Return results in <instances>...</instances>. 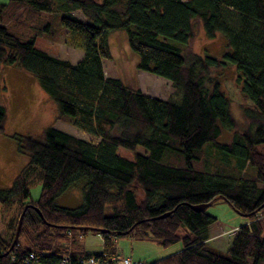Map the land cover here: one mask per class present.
I'll return each instance as SVG.
<instances>
[{"label":"trees","instance_id":"1","mask_svg":"<svg viewBox=\"0 0 264 264\" xmlns=\"http://www.w3.org/2000/svg\"><path fill=\"white\" fill-rule=\"evenodd\" d=\"M18 1L15 9L24 1L49 11L40 34L83 56L72 62L37 47L34 38L22 40L2 23L10 3L0 2V63L34 75L56 103V120L95 139L54 125L38 136L14 134L29 160L11 186L0 187V203L13 209L0 234V264H86L90 257L113 264L124 237L165 247L182 243L179 251L144 264H264V150L258 148L264 145V0ZM197 21L208 38L224 35L222 56L191 49ZM117 30L126 31L140 70L169 79L170 96H148L106 73L108 36ZM229 64L252 101L243 105L248 125L242 131L221 83ZM5 114L0 102V131ZM223 129L233 131L228 142L219 139ZM118 147L135 151L134 158ZM208 149L216 156L209 158ZM37 179L41 194L33 199ZM80 184L81 205L56 203ZM216 199L249 220L226 250L208 241L216 216L193 207ZM88 231L101 235V252L84 248Z\"/></svg>","mask_w":264,"mask_h":264},{"label":"rangeland","instance_id":"2","mask_svg":"<svg viewBox=\"0 0 264 264\" xmlns=\"http://www.w3.org/2000/svg\"><path fill=\"white\" fill-rule=\"evenodd\" d=\"M0 2H9L8 12L5 20H2L9 31L18 35L22 40L34 38L37 47L48 51L50 54L67 59L78 61L82 58L83 51L72 48L61 41H53L40 34L41 28L47 20L49 11L40 9L30 3L22 2V5L15 9V3L18 0H0ZM15 9V10H13ZM79 18H83L79 11H75ZM203 24L197 21L195 26V37L190 43L191 49L199 54H210L222 56L227 50L226 40L221 32H217L215 37L208 38ZM109 43L112 56L103 60L106 73L118 78L129 88H134L137 83L144 87L152 85L155 81L159 85V95L161 97L170 96L173 87L170 86L169 79L158 76L154 73L141 70L137 67L139 62L138 54L129 46L125 30L113 31L109 34ZM238 72L234 64H229L221 70L222 88L230 98V109L237 120V130L242 131L247 127V119L243 114V105L248 106L251 100L246 98L241 92L240 86L236 83ZM147 77V78H146ZM148 77H151V81ZM38 80L30 72L26 71L17 64L0 63V102L6 108V119L3 130L0 131V187L7 188L11 186L14 177L21 171L28 162V156L18 150L14 134H28L33 136L41 135L43 130L49 126L66 131L82 139H95L91 134L85 133L68 123L65 120H56L57 106L53 99L42 89ZM136 89V88H134ZM148 91H150L148 89ZM233 131L223 129L219 135L221 141L228 142L232 139ZM206 144L204 147L209 146ZM258 148L264 150V145L259 144ZM138 147L136 151H142ZM119 154L133 159L135 151L118 147ZM209 158L216 156L211 149H208ZM82 184V183H81ZM71 186L66 191L56 196V203L66 207H77L82 203L83 186ZM31 198L37 199L41 194V181L38 179L32 183ZM140 195V194H139ZM206 211L218 219V223L212 225V242L222 249L227 248V240L231 239V232H237L238 227L248 219L236 212L233 207L223 199H216L208 205ZM13 215V209L5 208L0 203V234L7 231L5 224ZM221 233V234H220ZM264 236V232L262 234ZM84 248L91 253H99L102 250L103 239L101 235L88 231L81 238ZM212 243V245H213ZM118 252L125 256L129 253L121 252V247L125 251L131 252L135 260L146 262L165 257L175 253L182 248V243L177 242L170 246H162L155 240H136L130 237L119 238L117 240ZM140 258V259H139Z\"/></svg>","mask_w":264,"mask_h":264},{"label":"crops","instance_id":"3","mask_svg":"<svg viewBox=\"0 0 264 264\" xmlns=\"http://www.w3.org/2000/svg\"><path fill=\"white\" fill-rule=\"evenodd\" d=\"M83 56V55H82ZM141 72H144V70H141ZM146 72V71H145ZM147 78V77H146ZM151 81H153V79L151 78V77H148ZM154 83L152 84V85H150V86H143V85H141V83L139 82V83H137V85H135V87L134 88H139V89H141L145 94H147L148 96L150 95V96H153V97H159V98H163V99H166V97H161V95H159V88H157V87H155V86H157V85H159V83L158 82H156L155 83V81H153ZM148 89L150 90V91H148ZM249 222V220H247V221H245V223H248ZM218 223V219L212 224V225H214V224H217ZM245 223H243V224H245ZM242 224V225H243ZM212 225L210 226V230H211V227H212ZM5 226H6V224H5ZM241 226V225H240ZM239 228V227H238ZM209 230V231H210ZM235 230H233L232 232H231V239H233V237H234V235H235ZM221 234V233H220ZM214 239V237H213V235H211V231H210V238H209V242L212 244L213 242H212V240ZM231 239H229L230 241H228L227 240V245L229 246V244L231 243ZM213 245L215 246V247H217V248H219V249H221V250H226L227 248H228V246H227V248H225V249H222L221 248V246H218V245H216V244H214L213 243ZM122 251H124L125 253H129V255L131 256L132 255V253L131 252H127V251H125L124 250V248H122L121 247V252ZM140 259V258H139Z\"/></svg>","mask_w":264,"mask_h":264},{"label":"built area","instance_id":"4","mask_svg":"<svg viewBox=\"0 0 264 264\" xmlns=\"http://www.w3.org/2000/svg\"><path fill=\"white\" fill-rule=\"evenodd\" d=\"M30 257H33V254H31ZM111 261L113 264H144L143 261L135 260L132 257L125 256L120 252H118L117 255L113 256ZM86 264H109V262L98 257H90Z\"/></svg>","mask_w":264,"mask_h":264},{"label":"water","instance_id":"5","mask_svg":"<svg viewBox=\"0 0 264 264\" xmlns=\"http://www.w3.org/2000/svg\"><path fill=\"white\" fill-rule=\"evenodd\" d=\"M208 205L209 204H200V205H195V206H193L196 210H204V209H207V207H208ZM167 214H163V215H161L160 217H164V216H166ZM21 218H23V213L21 214V216H20V218H18L19 219V221H18V225H17V229H16V232H15V236H14V240H16L17 239V237H18V235H19V232H20V227H21V223H22V219ZM13 240V241H14ZM15 242V241H14Z\"/></svg>","mask_w":264,"mask_h":264}]
</instances>
